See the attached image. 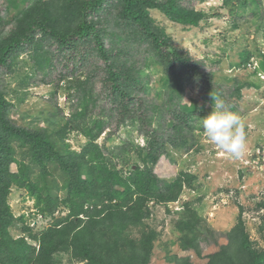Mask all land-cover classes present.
Returning <instances> with one entry per match:
<instances>
[{
	"label": "trees",
	"instance_id": "obj_1",
	"mask_svg": "<svg viewBox=\"0 0 264 264\" xmlns=\"http://www.w3.org/2000/svg\"><path fill=\"white\" fill-rule=\"evenodd\" d=\"M19 1L8 0L5 16L7 8L17 7ZM252 2L255 8L260 7V0ZM151 11L161 13L165 19L183 28L198 27L206 16L187 7L185 0H29L12 17V28L7 33L3 31L4 16L1 17L0 70L9 67L16 51L32 44L33 36L38 32L56 46L50 53L41 48L39 41L35 42L36 49L30 56L40 71L51 68L54 52L64 58L75 56L76 59L71 60L74 64L84 65L93 58L100 61L103 67H97V70L103 73L114 105L111 111L115 112L119 125L127 120L130 123L138 120V109L170 118L152 129L150 121L140 115L139 121L149 127L143 137L144 146L137 149L136 145L126 144L113 149L117 150L115 152L105 144L97 143L104 122L91 120L81 127L87 141L76 152L64 143L63 138L68 128L76 129L75 123L86 118L89 104L96 107V98L90 89L83 87L87 86L89 78L82 82L75 79L76 85L70 89L76 92V109L64 125L51 131L12 122L9 118L12 106L0 87V264H58L60 254L83 264L151 263L157 236L146 223L152 213L150 203L173 202L182 187L191 183L187 173H180L168 182L159 179L154 169L167 153L168 144L184 149L183 145L170 141L168 131L176 132L182 144H186L193 134L185 131L182 124L186 126L195 111L201 113V117L205 116L196 105H184V115H181L179 106L185 94L183 83L187 82L188 76H194L198 80L193 78V82L203 85L205 91L211 88L208 84L211 80L199 72L198 62L157 25ZM114 41L120 45L114 46ZM134 46H139L136 47L139 53ZM138 54L143 55L145 61L156 62L154 65L162 67L166 77L170 78L169 84L163 85V94L156 89L157 97L165 100L159 106L146 107L135 97L138 92L149 91L133 71L136 58L128 59ZM249 59L247 52L243 63ZM260 69L264 72L263 56ZM239 90V87L234 89L236 95ZM131 152L137 154L138 163H130ZM116 158L120 159V165L114 163ZM13 164L15 173L11 170ZM58 177L61 185L57 183ZM12 187L26 191L38 215L52 217L61 208L67 211L64 216L52 217L48 227L30 237L37 245L10 234L16 222L25 223L23 216L16 218L13 215L9 205ZM259 207L263 210L259 229L263 235L262 247L252 248L240 221V225L226 233L224 244L218 246V242L212 241L210 246H218V250L203 256L201 243L210 242L212 230L186 204V212L176 225L180 251H190L195 257L206 259L205 264H264V201ZM165 260L171 262L168 258ZM183 263L191 264L190 258L175 261V264Z\"/></svg>",
	"mask_w": 264,
	"mask_h": 264
},
{
	"label": "rangeland",
	"instance_id": "obj_2",
	"mask_svg": "<svg viewBox=\"0 0 264 264\" xmlns=\"http://www.w3.org/2000/svg\"><path fill=\"white\" fill-rule=\"evenodd\" d=\"M7 2L8 0H0V19L4 16L3 31L6 33L12 28V17L22 6L28 4L29 0H21L17 7L7 8L5 16ZM185 4L206 15L198 27L183 28L168 21L157 11L150 13L174 43L193 61L198 62L199 72L211 80L208 83L211 88L205 91L203 85L193 82V78L196 81L198 78L188 76L185 79L187 82L183 83L185 94L179 111L184 115V105H196L206 116L215 107L216 98L223 100L228 110L241 117L247 137V148L240 159L228 158L205 137L199 123L203 117L197 111L186 126L182 124L185 131L193 134V138H189L186 144H182L176 132L168 131L170 141L183 145L184 149L180 146L173 148L171 143L168 144L167 153L162 155L154 172L159 179L168 182L175 180L180 173H187L191 183L182 187L181 193L173 202L158 205L150 203L152 213L146 223L157 236L153 243L150 264H175V261L182 257H189L191 264L207 262L206 259L195 257L190 251H180V243L176 240L179 237L176 225L186 212V204L195 210L212 230L210 242L201 243L203 256L218 250V246L226 242V233L234 226L240 225V221L252 248L259 249L263 246V235L259 230L263 210L259 203L264 201V72L260 69L262 56L264 60V0H260V7L257 8L252 0H185ZM33 38L32 44L16 51L10 59L12 63L9 62V67L0 70V87L12 106L9 118L17 125L47 131L59 129L76 109V92L70 89L71 86L76 85L75 79L82 82L86 78H89L88 84L83 87L90 89L93 98H96V107L89 104L86 118L78 121L82 124L78 125L76 122V129H67L63 141L71 150L79 152L85 145L87 138L82 134L81 127L94 119L104 122V129L97 143L105 144L111 152H115L117 150L113 149H119L126 144L136 145L137 149L144 146L143 137L149 127L139 121L140 115L150 121L152 129L157 125L161 126L170 118L167 115H155L138 109V120L133 123L127 120L119 125L115 112L113 114L111 111L114 105L103 81V73L97 70V67H103L100 66V61L93 58L87 60L84 65L74 64L71 60H75V56L73 59L68 56L64 58L54 52L56 57L52 55L51 68L40 71L30 56L36 49L35 42L39 41L41 48L50 53L56 46L50 42V38L43 37L38 32ZM112 44L116 47L120 45L117 41ZM134 47L138 52L136 47L139 46ZM247 52L250 53V59L243 63ZM133 58H136L133 69L136 78L141 85L149 89L145 94L138 92L135 97L144 102L146 107L151 104L161 105L165 100L157 97L156 89L163 94V85L169 84L170 78L166 77L162 67L155 66L156 62L154 65L150 59L145 61L144 56L140 54L128 57L130 61ZM237 87L241 88L238 95L234 91ZM108 137L111 140L107 141ZM123 156H126V151ZM130 156L131 164L138 163L136 153L131 152ZM115 162L118 165L121 163L118 158ZM11 170L16 172L14 164L11 165ZM57 183L61 185L59 177ZM160 190L163 191L162 187ZM8 202L13 215L16 218L23 216L25 219V223L16 222L10 229V234L14 238L24 237L31 245L37 243L30 237L38 235L48 227L52 217L55 218L59 214L64 216L67 213L61 208L52 217L36 214L33 200L27 196L26 191L16 187H12ZM212 241L218 242V246L212 248ZM175 257L177 258L174 259ZM166 258L171 262L166 261ZM57 263L83 264L73 262L66 254L58 255Z\"/></svg>",
	"mask_w": 264,
	"mask_h": 264
},
{
	"label": "clouds",
	"instance_id": "obj_3",
	"mask_svg": "<svg viewBox=\"0 0 264 264\" xmlns=\"http://www.w3.org/2000/svg\"><path fill=\"white\" fill-rule=\"evenodd\" d=\"M199 123L205 137L223 154L233 160L240 159L247 148V137L241 117L216 98L213 110Z\"/></svg>",
	"mask_w": 264,
	"mask_h": 264
}]
</instances>
